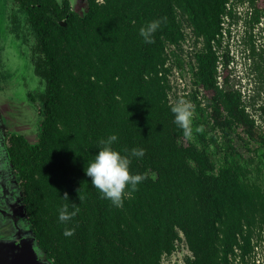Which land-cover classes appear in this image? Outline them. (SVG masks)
Wrapping results in <instances>:
<instances>
[{
	"label": "trees",
	"instance_id": "16d2710c",
	"mask_svg": "<svg viewBox=\"0 0 264 264\" xmlns=\"http://www.w3.org/2000/svg\"><path fill=\"white\" fill-rule=\"evenodd\" d=\"M12 1L10 32L32 40L43 90L29 99L42 120L36 143L12 134L6 155L47 263L162 264L183 242V264H264V3L84 0L82 15L69 0ZM162 17L155 43H144L139 28ZM183 23L202 39L191 78L208 93L204 107L192 97L193 127L204 132L190 140L158 75ZM111 134L122 155L145 149L129 170L147 179L120 208L84 171ZM64 193L80 208L67 223L58 220Z\"/></svg>",
	"mask_w": 264,
	"mask_h": 264
},
{
	"label": "rangeland",
	"instance_id": "374dc122",
	"mask_svg": "<svg viewBox=\"0 0 264 264\" xmlns=\"http://www.w3.org/2000/svg\"><path fill=\"white\" fill-rule=\"evenodd\" d=\"M71 7L79 14L86 12V4L84 0H69ZM264 0L259 1L261 6ZM12 12H16L15 4L12 0H0V127L4 129L5 139L9 135L16 134L24 136L29 142L36 143L40 131L42 120L41 105L39 101L32 102L29 94L38 93L43 90V86L39 79L35 76L31 63L30 45L22 44L10 32L9 16ZM21 19L23 16L20 15ZM237 34V30L232 31V36ZM236 53L234 52V55ZM235 70H238V59H235ZM237 65V66H236ZM236 74H238L236 72ZM2 136L0 134V202L2 197L9 194L13 199L14 205L13 217L14 222L27 230L30 235V227L24 215L21 191L17 181L11 174L9 167H6V152L2 148ZM9 179H12L8 189ZM9 198V197H8ZM8 198H6L7 201ZM1 246V245H0ZM37 245L31 235V241L23 245L21 249L14 250V257L11 264H39L36 259ZM26 253V257L23 255ZM183 242L178 243L177 249L170 256L162 259V264H183L185 256H189Z\"/></svg>",
	"mask_w": 264,
	"mask_h": 264
},
{
	"label": "clouds",
	"instance_id": "9594fccd",
	"mask_svg": "<svg viewBox=\"0 0 264 264\" xmlns=\"http://www.w3.org/2000/svg\"><path fill=\"white\" fill-rule=\"evenodd\" d=\"M103 2V0H101ZM167 18L152 20L139 28V36L144 43H155L154 34L166 24ZM171 112L174 114V123L182 130L185 139H192L195 134L204 132V126L193 127L194 105L184 99H180L171 106ZM118 140L117 135L111 134L106 139L98 141V151L94 158L88 162L84 169L85 174L91 178V184L99 193L102 199H107L117 208L123 207L125 197L131 198L132 193L138 190V185L147 177L144 174H132L129 170L132 158H142L145 155V149L132 148L130 151L124 149L126 153L122 155L114 150L112 145ZM79 201L82 202L85 197L79 194ZM67 203H64L58 209V220L61 223H67L72 220L79 212L80 208L75 203L68 202V194L64 193L62 197ZM71 209V210H70ZM75 234V228H65L63 235L71 237Z\"/></svg>",
	"mask_w": 264,
	"mask_h": 264
},
{
	"label": "built area",
	"instance_id": "2783aa9c",
	"mask_svg": "<svg viewBox=\"0 0 264 264\" xmlns=\"http://www.w3.org/2000/svg\"><path fill=\"white\" fill-rule=\"evenodd\" d=\"M182 38L177 43H166L163 50L164 62L158 75L167 85V99L169 104H175L184 99L193 104L192 97L205 106L208 93L201 87L192 83L191 67L196 70L195 53L202 48V39L196 37L192 28L183 23ZM218 62V69L220 68ZM216 85L221 88V77L217 76Z\"/></svg>",
	"mask_w": 264,
	"mask_h": 264
},
{
	"label": "flooded vegetation",
	"instance_id": "af4514ba",
	"mask_svg": "<svg viewBox=\"0 0 264 264\" xmlns=\"http://www.w3.org/2000/svg\"><path fill=\"white\" fill-rule=\"evenodd\" d=\"M5 132L6 131H4V129L0 127V134L3 138L2 148L6 152V147L8 145L7 141L10 135L8 136L7 139H5ZM5 163H6V167H9L11 174L15 179L12 169L8 164L7 155H6ZM11 183H12V179H9V183L7 186L10 191L12 189V187H10ZM8 195L9 194L2 197L3 200L0 202V245H1L0 246V264H11V262L13 261L14 254H16L14 253V250L16 251L18 249H21L23 245L28 242V240L31 241V235H32V233L29 235L27 233L28 232L27 230L25 231L24 229H22L23 227L19 226L16 222H14V219H12L13 217H10L15 207L14 205H12L14 200L12 201V203H10L13 197H11V195L10 196ZM0 198H1V195H0ZM6 198H8L9 201H7ZM38 251H40V249ZM35 254H36V259L39 264H48L45 259V256L43 255L41 251L38 253L36 252ZM23 255L26 257L27 254L23 253Z\"/></svg>",
	"mask_w": 264,
	"mask_h": 264
},
{
	"label": "water",
	"instance_id": "95a60500",
	"mask_svg": "<svg viewBox=\"0 0 264 264\" xmlns=\"http://www.w3.org/2000/svg\"><path fill=\"white\" fill-rule=\"evenodd\" d=\"M61 26H65V23L64 22H60L59 23Z\"/></svg>",
	"mask_w": 264,
	"mask_h": 264
}]
</instances>
